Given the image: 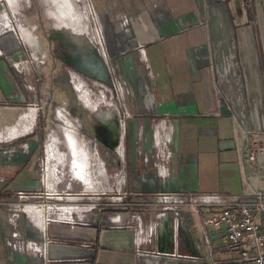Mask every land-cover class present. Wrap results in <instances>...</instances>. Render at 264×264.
Returning a JSON list of instances; mask_svg holds the SVG:
<instances>
[{"label":"crops","instance_id":"1","mask_svg":"<svg viewBox=\"0 0 264 264\" xmlns=\"http://www.w3.org/2000/svg\"><path fill=\"white\" fill-rule=\"evenodd\" d=\"M103 1L104 7L109 2L121 8L120 11L118 8L112 11L111 6L107 11L105 9L109 18L103 16L109 22H114L113 14L116 17L126 14L131 19L132 40L128 43L130 45L122 48L120 67L125 73H136L142 77L141 73L145 71L151 74L148 79L152 95L149 98L151 111L139 114H149L154 122L158 121L153 134L143 132V123L139 134L137 120L133 121L134 128L129 132L127 144L136 156L127 167L128 192L131 195L118 211L86 213L82 216L86 222L83 224L49 222L51 212L46 207L43 211H29L30 214H24L17 222V229L23 239L17 240L12 237L15 226L10 222L6 205L13 202V191H31L36 188V172L29 167V158H26L24 166L12 173L0 175V264H228L231 259L237 258L238 252L227 243L225 228L205 226V221L214 215L212 209L182 206L179 219L176 220L174 213L170 212L163 219L158 232L151 235L149 227L158 212V206L154 205L152 198L159 192L183 196L218 194L226 197L249 195L258 190L264 192L262 183L257 181L260 177L264 182V162L255 165L246 159L247 133L253 143L264 144L263 85L259 82L261 89L258 92L256 89L253 94L248 86V93H245L251 104L247 106L249 115L245 119L230 115V109L234 112L238 110L232 100L231 85L238 79V73L243 76L242 66L249 71L252 88L256 87L255 81L261 80L264 84L260 43L253 37L258 32L254 29V22L259 21L255 19L253 24L249 22L250 16L264 15V7L259 3V8L248 7L249 10H246L243 3L245 12H238L235 21H230L231 13L227 5L231 0ZM233 6V12L239 9ZM214 7L221 8L217 10L219 16L212 9ZM5 19L10 24L7 16ZM238 22L243 26L237 27ZM228 28L233 32L230 45L225 38ZM187 31H192V44L186 40L188 36L177 39ZM112 35L114 48L119 49L116 41L120 43L125 40L124 35L122 32L118 38L115 32ZM136 41L143 44L147 63L139 57L134 47ZM170 43L172 47H169ZM232 45L234 51L228 54ZM18 47L14 35L0 38V104L17 102L22 95L21 83L26 77L21 71L16 70L18 74L12 71L13 63L18 62L19 56L13 62L9 61L12 58L4 57L5 53L7 56L17 52ZM235 50L240 56L237 63L234 60ZM93 52L88 54L87 61H95ZM148 56L151 66L147 71L144 65L149 64ZM211 56L217 61L219 76L211 70ZM89 96V101H82L90 110L103 119L113 118L112 113L117 110L115 104H108V110L104 111L103 100L93 101L90 93ZM135 98L140 100L141 97L138 94ZM11 114L15 115L13 112ZM115 115L120 118L119 112ZM60 116L63 119L67 117L74 126L76 133L69 132L74 135L78 152L71 148L66 135V153L58 148L60 139L55 134L51 137L46 154L47 188L57 192L55 185L60 182V166H69L73 179L84 183L92 191L96 186L107 185L105 165L97 155L91 154L83 140L79 141L78 126L69 116ZM28 117L31 120L30 123L26 120V126L31 130L35 112L28 114ZM66 129H70L69 124ZM156 130L160 134H156ZM14 131L18 132L16 128ZM123 131L121 133L124 135ZM122 138L125 140L126 136ZM152 143L155 147L159 143L158 148L170 180L168 187L160 182L156 162H149L154 150ZM53 144L57 150L49 151ZM119 152L121 156L124 155L122 145ZM137 154L141 158H137ZM244 180L248 189L244 188ZM64 210L74 215L83 211L79 206ZM38 213L39 218L36 219ZM117 216L130 222V227H119L115 220ZM136 230H140L143 237L141 250L151 253L150 256H137ZM27 241L44 247V252L34 253L26 249Z\"/></svg>","mask_w":264,"mask_h":264},{"label":"rangeland","instance_id":"2","mask_svg":"<svg viewBox=\"0 0 264 264\" xmlns=\"http://www.w3.org/2000/svg\"><path fill=\"white\" fill-rule=\"evenodd\" d=\"M116 2L118 3V1ZM106 3L108 4L104 7L103 0H0V38L6 35H14L19 43L17 52H11L7 56L5 53L4 57L6 59L12 58L9 61L13 62L16 60V56H19V59L16 60L17 63H20L19 69L15 67L16 63H13L14 69L12 71L15 73H17L16 70L21 71V74L26 77V80L23 81L22 79V95L19 100L0 104V133H2L0 137V175L7 172L12 173L22 165L24 166L26 158H29L28 165L34 169L36 172L35 179L38 180L34 190L13 191L12 198L14 200L12 201H18V192H25L27 194H41V201L52 209L54 206L66 208L79 206L80 208H92L88 213L97 214L118 211L122 207L119 204L120 195L129 190L127 167L129 161L135 160L136 157L132 148L127 145L129 132L134 128L133 121L137 120L139 134L142 131L141 123L144 125V133L153 134V128L155 130L158 126L156 125L158 121L154 122L149 114H139L140 112L151 111L152 104L149 102V98L152 95L148 82L151 74L145 71L141 73L144 76L142 77L136 73H125L120 67L122 48L130 45L128 43L132 40L131 19L126 14H120L119 17L113 14L114 22H109L107 20L109 16L106 15L109 6H111L112 11L117 8L120 11L121 8L119 5ZM243 3L251 9L253 7L259 8V3L264 7V0H231L227 5L228 11L231 13L230 21H235V15H238V12H245ZM232 4L237 7L236 9H239L233 12ZM113 7L114 9H112ZM212 9L217 16L220 15L217 10H221V8L215 9L214 7ZM102 12L105 13L101 15ZM103 15L108 18L106 19ZM6 16L9 18L10 24H7ZM255 19H258V24ZM250 21L252 24L255 21L254 29L258 30L253 37L260 43L259 49L264 72V15L250 16ZM239 25L243 26L241 22H238L237 27ZM114 32L117 38L121 32L125 38L120 43L116 41L119 49L114 48L115 45L112 41ZM182 34L177 39L180 40V38L188 36L189 38L186 40L192 44V31ZM232 34L230 29H226L225 38L229 45ZM185 44L187 43L185 42ZM172 45L170 43L169 47ZM134 47L137 49L139 57L147 63L143 44L136 41ZM94 48L95 51L93 52ZM233 51L232 45L228 54ZM92 52L95 61H87L88 54ZM150 60L148 56L149 64L144 65L147 71L151 66ZM234 60L236 63L240 60L236 50ZM216 65L217 61L212 57L211 70L214 75L219 76ZM237 71L239 72V69ZM242 74L243 76H239L238 73V79L231 85L232 100L238 110L234 112L230 109V115L240 120L241 118L245 119L247 114L249 115L247 106L251 104V100L246 96L248 86L252 94L256 89L257 92L261 88L264 89L261 80L253 82L255 88L251 87L250 74L244 66H242ZM259 82L263 87H259ZM84 92L87 93L84 94ZM88 92L93 101L103 100L104 107L102 109L104 111L108 110V104L116 105L118 111L115 110L114 113L119 112L120 118L112 114V119L116 120L121 131L124 129L123 133L125 132L126 138L125 140L122 138L121 144L124 150L123 156L116 150L107 152L99 144L95 127L98 122L104 119L101 115L90 110L82 101V99L89 101ZM83 94L84 96H82ZM138 94L141 97L140 100L135 98ZM136 100L141 105L137 104ZM31 112H35V119L34 126L30 130V128L27 129L26 125H28L27 121L30 123L31 119H29L28 114ZM64 112L78 126L79 141L83 140L82 142L88 146L91 154L97 155L103 166L105 165L107 185L96 186L92 191L93 189L87 188L84 183L73 179L69 166L65 168L60 166L58 179L62 183L58 186V193L45 187L42 183L43 170L47 164V145L54 134L61 141L58 148L62 153L68 152L65 135L66 138H70L69 145L71 148L75 149L76 153L78 152L77 142L72 139L74 135L70 133L75 134L76 130L67 117L63 119L60 116L61 114L65 116ZM67 123L70 125V129H66ZM15 128L19 133L14 131ZM55 142H57L56 139ZM257 144L264 146L263 142H257ZM152 145L154 150L149 156V162L154 163L158 159L159 148L155 147L154 143ZM51 150H57L54 144L49 149V151ZM137 158H141L140 154H137ZM50 160L49 156L48 168L51 167ZM258 180L264 188L263 180L260 177ZM243 185L244 188L248 187L245 180ZM83 215L86 213L74 215V219L85 220L82 219Z\"/></svg>","mask_w":264,"mask_h":264},{"label":"built area","instance_id":"3","mask_svg":"<svg viewBox=\"0 0 264 264\" xmlns=\"http://www.w3.org/2000/svg\"><path fill=\"white\" fill-rule=\"evenodd\" d=\"M20 63H16L15 67L19 69ZM63 110V109H61ZM65 110V109H64ZM66 111V110H65ZM68 113V112H67ZM156 134H160L156 130ZM122 140V139H121ZM119 146L116 147V152L119 151ZM246 144H248V150L246 152V159L251 163L257 165L260 162H264V146H258L249 140L248 133L246 134ZM159 145V143H158ZM157 145V147H159ZM158 159L156 160L157 174L160 178L161 184L164 187L169 186V179L167 169L162 161L161 153L159 151ZM45 165V164H44ZM47 168L43 170L42 183L45 184L44 177H47ZM61 182L55 185L56 193H58V186ZM50 189V188H49ZM51 190V189H50ZM18 201L9 202L6 205L8 211V217L15 231L12 232V237L17 240H23L20 231L17 229L18 220L24 215L29 214V211H43L46 207L48 210H54L50 214V221H59L65 224H83L84 220L78 221L74 219V214L64 213V208L57 207L48 208L41 201V194H27L25 192H18ZM60 195V194H59ZM131 195V192H123L120 196L119 204L125 202L126 198ZM40 199V200H39ZM153 203L158 206V212L154 218L153 223L149 227L151 235L158 232L163 219L166 218L170 212L174 213L175 219L180 217V207L185 205H191L197 208L207 207L213 210L214 215L205 221V226H212L216 228H225L227 233V243L234 247L237 252V258L231 259L228 264H264V192L261 190L254 191L252 194L226 197L218 194L214 195H193L187 194L185 196L177 193H156L153 195ZM82 213H88L91 209L83 207ZM63 213V214H62ZM67 214V215H66ZM56 215V216H54ZM118 221L119 227H130V222L124 221L120 216L115 218ZM135 249L138 257L150 256L151 253L141 250L143 237L140 230L135 232ZM25 248L34 253L44 252V247L38 246L37 243L32 241L25 242Z\"/></svg>","mask_w":264,"mask_h":264},{"label":"flooded vegetation","instance_id":"4","mask_svg":"<svg viewBox=\"0 0 264 264\" xmlns=\"http://www.w3.org/2000/svg\"><path fill=\"white\" fill-rule=\"evenodd\" d=\"M118 130L119 126L114 119H104L101 122H98L95 127V133L98 134L97 139L102 148L104 147L108 149V146L113 143L114 138L117 135L116 131Z\"/></svg>","mask_w":264,"mask_h":264},{"label":"water","instance_id":"5","mask_svg":"<svg viewBox=\"0 0 264 264\" xmlns=\"http://www.w3.org/2000/svg\"><path fill=\"white\" fill-rule=\"evenodd\" d=\"M112 114L115 115L116 113H112ZM116 133H117V135H116V137L114 138L113 143H112L110 146H108V149L111 150V151H115V150H116V147L119 146V144H120V142H121V139H122V137H123V134L121 133V129H120V127H119V130L116 131Z\"/></svg>","mask_w":264,"mask_h":264},{"label":"bare ground","instance_id":"6","mask_svg":"<svg viewBox=\"0 0 264 264\" xmlns=\"http://www.w3.org/2000/svg\"><path fill=\"white\" fill-rule=\"evenodd\" d=\"M61 7H62V6H61ZM63 10H64V9H63ZM64 119H65V118H64ZM68 139H70V138H68ZM72 139H74V138H72ZM72 139H71V140H72ZM74 140H75V139H74ZM75 141H76V140H75ZM53 151H54V150H53ZM44 179H47V177H44ZM82 209L84 210L85 208H82ZM85 210H86V209H85ZM29 214H30V213H29ZM32 215H33V212H32ZM35 216H36V219H38V218H39V213L36 214ZM35 216H34V217H35ZM40 216H41V213H40Z\"/></svg>","mask_w":264,"mask_h":264},{"label":"trees","instance_id":"7","mask_svg":"<svg viewBox=\"0 0 264 264\" xmlns=\"http://www.w3.org/2000/svg\"><path fill=\"white\" fill-rule=\"evenodd\" d=\"M244 6H245V8H246V9H248V10H249L248 6H246V5H244Z\"/></svg>","mask_w":264,"mask_h":264}]
</instances>
